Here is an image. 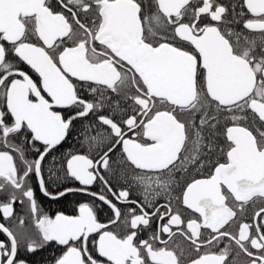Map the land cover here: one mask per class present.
<instances>
[{"label":"snow or ice","instance_id":"1","mask_svg":"<svg viewBox=\"0 0 264 264\" xmlns=\"http://www.w3.org/2000/svg\"><path fill=\"white\" fill-rule=\"evenodd\" d=\"M0 219V264H264V0H0Z\"/></svg>","mask_w":264,"mask_h":264},{"label":"flooded vegetation","instance_id":"2","mask_svg":"<svg viewBox=\"0 0 264 264\" xmlns=\"http://www.w3.org/2000/svg\"><path fill=\"white\" fill-rule=\"evenodd\" d=\"M23 67L25 71L29 72V74L32 76L34 80H38L36 74L31 72V70L28 69L27 66H23ZM71 144L72 142L68 141V144H66L64 147L67 148ZM221 146H223V144ZM211 160H212V164H214L216 160L222 161L223 156L221 153H219V151H217L215 154H213ZM210 171H211V165L203 169L202 172H191V174L188 175L186 179L191 180L193 178H203L206 177L210 173ZM113 187L115 188V183L113 184ZM92 190H97V189L93 188ZM67 199L69 203H67ZM67 199L62 198L61 201H51L48 198L40 196L38 199V203L41 205L44 211L50 215L54 216L55 213L59 211H62L65 214L74 215L77 214L78 204L80 202H91L94 198L89 197L87 195L70 194ZM96 203L99 204L100 202L97 201ZM257 208L258 206L257 207L248 206L246 209V213L241 218L247 221H251V217L253 216ZM21 211L22 209L20 208L19 205H17V212H21ZM108 214L109 213L107 210V206H103V210H98V218L100 219L101 222H106ZM0 222L6 223V226H11V222H5L2 219H0ZM153 228H155V224H153ZM232 230L234 231L235 228H233ZM0 240L6 241L7 240L6 235L0 233ZM51 259H52L51 248H46L42 251L37 252L35 255L29 257V260L32 262V264H44L45 260H51Z\"/></svg>","mask_w":264,"mask_h":264},{"label":"trees","instance_id":"3","mask_svg":"<svg viewBox=\"0 0 264 264\" xmlns=\"http://www.w3.org/2000/svg\"><path fill=\"white\" fill-rule=\"evenodd\" d=\"M67 203H69V202H68V199H67Z\"/></svg>","mask_w":264,"mask_h":264}]
</instances>
